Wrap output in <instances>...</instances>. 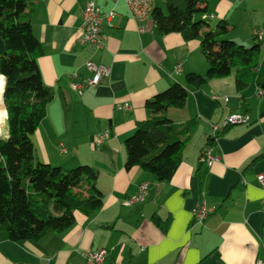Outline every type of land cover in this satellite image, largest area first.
<instances>
[{"label":"crops","instance_id":"1","mask_svg":"<svg viewBox=\"0 0 264 264\" xmlns=\"http://www.w3.org/2000/svg\"><path fill=\"white\" fill-rule=\"evenodd\" d=\"M87 1L35 0L32 7V31L44 49L38 66L54 96L31 138L38 161L64 169L90 165L104 205L90 216L76 212L71 228L48 230L36 241L14 242L0 231V264H81L82 251L101 248L108 250L102 264H255L264 253V189L257 180L264 175L262 67L240 91L234 73L210 79L200 89L187 86L186 105L172 109L171 118L196 117L200 123L172 179L159 183L141 168L125 169L123 141L145 119V102L174 82L184 83L187 72L204 74L205 58L197 41H184L179 33L160 35L150 20L132 19L124 0L116 5L92 0L101 12L115 11L103 23L102 47L95 49L81 30ZM206 1L211 18L230 21L233 0ZM87 60L109 66L110 74L80 93L72 75L89 76ZM4 86L0 74V138L8 136ZM124 104L129 108L117 107ZM238 112L249 121L228 126L208 145L212 125ZM105 131L109 136L97 143ZM207 146L216 158L211 165L202 157ZM142 182H148L146 194L130 203ZM199 201L215 207L201 223L193 221ZM153 214L168 220L165 230L154 224Z\"/></svg>","mask_w":264,"mask_h":264},{"label":"trees","instance_id":"2","mask_svg":"<svg viewBox=\"0 0 264 264\" xmlns=\"http://www.w3.org/2000/svg\"><path fill=\"white\" fill-rule=\"evenodd\" d=\"M162 2L164 7L153 6L147 20L160 35L179 33L184 41H197L207 68L204 74L187 72L184 83L174 82L148 99L145 119L137 122L123 141L125 169L141 168L159 183L172 179L182 149L200 123L196 117L183 122L171 118L172 108L186 105L187 86L200 89L210 79L234 73L235 87L240 91L248 85L261 54L257 33L246 47L225 38L232 31L226 20L211 28L206 22V0ZM34 4L35 0H0V38L4 44L0 74L5 77L8 127V136L0 138V231L14 242L36 241L48 230L61 233L74 225L76 212L90 216L104 205L96 186L97 173L90 165L64 169L35 158L31 137L45 117L54 91L43 82L38 66L44 49L32 31ZM212 143V138H207V144ZM151 220L157 227L167 228L168 220L162 221L156 214ZM261 237L264 246V222Z\"/></svg>","mask_w":264,"mask_h":264},{"label":"built area","instance_id":"3","mask_svg":"<svg viewBox=\"0 0 264 264\" xmlns=\"http://www.w3.org/2000/svg\"><path fill=\"white\" fill-rule=\"evenodd\" d=\"M114 5L117 4L118 0H110ZM125 6L129 12V15L132 19L138 22L146 21L151 13L153 8L151 0H124ZM115 14L114 8L107 13L101 12V10L95 5L92 0H88L85 4L83 11V21L81 25V30L83 33V40L85 43L91 47L97 49L103 45V35H102V26L104 22H108ZM145 30L144 26H138V31L143 32ZM257 35L261 38L264 34L259 31ZM85 68L90 73L87 77H81L78 73H74L72 77L75 82L73 87L81 93L82 90L88 87H96L102 81L107 79L110 74V67L106 65L96 64L92 60H87L85 62ZM181 70V64L178 63L174 67V71L179 72ZM214 99H218V96H213ZM119 108L128 109L129 105L124 104L117 106ZM249 117L245 113H230L224 116L222 121L217 125H212L210 132L207 134V138H215L216 135L225 129L228 126L247 123ZM108 131H105L103 134L96 137V142L99 143L102 138L108 137ZM65 151V149H63ZM204 160L207 161L208 165H211L216 158L212 155L211 148L209 146L205 147L202 151ZM257 180L260 183L261 187L264 189V175L260 174L257 176ZM146 186L148 182H142L139 185L138 193L135 197L129 200L130 203L133 201H140L143 199L146 194ZM215 211L214 206H208L204 201L197 203L193 212V219L201 223L207 215ZM108 253V250L101 248L97 251H82L80 253L83 261L81 264H102L105 258V254ZM255 264H264V253L263 256L257 259Z\"/></svg>","mask_w":264,"mask_h":264},{"label":"rangeland","instance_id":"4","mask_svg":"<svg viewBox=\"0 0 264 264\" xmlns=\"http://www.w3.org/2000/svg\"><path fill=\"white\" fill-rule=\"evenodd\" d=\"M151 1L153 6H164L162 0ZM211 12L212 11H209V13ZM231 12V19L228 17V20L233 22L235 28L233 27L232 31L227 34L225 38L234 37L237 43L248 47L252 43V34L258 30L264 34V0H233V8ZM218 21V18L214 19L209 15L206 18V22H208L211 28L215 27ZM261 39V57L259 67L261 66L262 71H264V36L261 37Z\"/></svg>","mask_w":264,"mask_h":264},{"label":"bare ground","instance_id":"5","mask_svg":"<svg viewBox=\"0 0 264 264\" xmlns=\"http://www.w3.org/2000/svg\"><path fill=\"white\" fill-rule=\"evenodd\" d=\"M147 189H148V186H146V191H147ZM107 256V254H105V257Z\"/></svg>","mask_w":264,"mask_h":264},{"label":"water","instance_id":"6","mask_svg":"<svg viewBox=\"0 0 264 264\" xmlns=\"http://www.w3.org/2000/svg\"><path fill=\"white\" fill-rule=\"evenodd\" d=\"M263 88H264V84H263V86H262Z\"/></svg>","mask_w":264,"mask_h":264}]
</instances>
